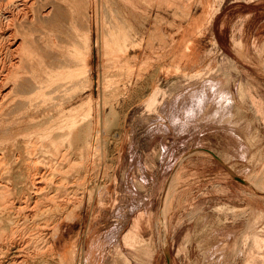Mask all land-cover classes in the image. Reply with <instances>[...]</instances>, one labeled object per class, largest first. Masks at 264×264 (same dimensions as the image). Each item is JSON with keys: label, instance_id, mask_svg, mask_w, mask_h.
<instances>
[{"label": "rangeland", "instance_id": "1", "mask_svg": "<svg viewBox=\"0 0 264 264\" xmlns=\"http://www.w3.org/2000/svg\"><path fill=\"white\" fill-rule=\"evenodd\" d=\"M263 5L74 0V49L62 51L74 60L75 76L57 94L19 95L1 114L0 147L24 138L43 146L39 160L55 161L45 127L31 128L28 117L54 115L53 102L72 109L77 123H97L100 134L79 155L65 135L70 119L50 124L71 162L61 161L65 169L51 174L45 192L59 188L70 208L61 223L36 219L25 236H50L62 226L56 247L63 255L71 246L73 254L59 264H264ZM59 18L56 28L32 27L37 62L49 60L56 34L65 35L69 13ZM6 43L0 36V46Z\"/></svg>", "mask_w": 264, "mask_h": 264}, {"label": "bare ground", "instance_id": "2", "mask_svg": "<svg viewBox=\"0 0 264 264\" xmlns=\"http://www.w3.org/2000/svg\"><path fill=\"white\" fill-rule=\"evenodd\" d=\"M63 11L64 13H69V21H67L69 26L65 24V20L63 23L66 26H63H65L68 31L71 30L72 33L66 34L68 33L67 29H65V35L63 36L62 34H56L55 36L53 33L55 37L52 43L53 45L51 46V52H49V60L37 62L35 58L32 57V27L41 22H46L48 24L53 23L55 28L59 25L61 26L62 20L59 18V15ZM60 31H58V33ZM0 36L7 41L5 47L0 46V119L2 116L1 114L5 112V110H8L10 106L14 107L16 104H19L17 100L20 96L37 92L45 95L57 94L56 91L62 86L61 83H65L63 82L65 81L64 79L75 76L74 60L72 61L69 59L64 50L62 51L63 45L67 46V44L68 47L72 46V49H74V0H0ZM86 38L88 40L87 46H85L87 57H83L84 62H86L91 53L90 35H87ZM86 38L84 37V40ZM68 54H70V52ZM71 57H73L72 54ZM6 62L8 63L7 65H5ZM88 85L90 86V84ZM64 88L65 87H63V89ZM49 96L45 98H50ZM53 96H51V98H53ZM50 110H53L55 114L44 117L43 112L36 113L30 111L28 117L31 128L39 129L43 126L45 127H43L44 129L41 135L50 141V143L54 144L58 155L54 157L50 154V156L56 158L55 161L49 159L50 161L44 160L46 162H43L39 160L36 153L42 145L36 146L38 143H35V145L33 144V146H31L28 142V144L26 143L24 138L23 140L22 138H17L9 147H3V145L0 147V167L4 165L3 162L5 163L4 159L6 152L9 154L12 153L13 156V159L10 156L11 162L8 165L10 167L9 170L5 171V173L0 172V264H59L58 262H63L60 256L64 261L68 263L72 262L73 247L71 248L70 245V247L65 246L66 248L63 250V255H61L60 249L56 247L57 241H59L61 236L60 230L62 226L56 228L57 230L54 228L50 236L49 234H44V232L29 235L28 237L25 235L29 225L33 224L37 226V224H40V220H42V222L44 221L45 224L48 219H54L61 223L63 221L60 218L61 215L70 208V205L67 203L68 198L66 197V193H63L59 188L48 193L45 192L47 180L50 181L53 177L51 174L62 171L63 166L61 165V161L64 162V160H68V164L71 162L68 158V153L66 155L64 151L65 154H62L60 147L55 144L57 138L61 135H56L54 132L55 128L51 129L50 124L52 122L55 123L58 118H63L65 120L70 119V129L65 135L67 140L73 137L74 141L79 144L77 146L79 155L83 152H89L90 142L98 135L100 127L97 123L93 124L89 120H82L80 123L75 122L71 115V112L74 111L72 109L67 110L65 103L59 102L57 104L53 102ZM39 116L40 119L35 120ZM26 138H28V134ZM33 139L35 140V138ZM36 139L37 141L39 140V138ZM63 139L66 140L64 135ZM32 142L34 143V141ZM66 147V149L70 148L72 150L70 142ZM88 156L90 158V154ZM40 163L46 165L45 171L40 170V167H42ZM5 165L7 166V164ZM71 166L69 168H71ZM48 175L51 177H48ZM60 182L62 181L60 180ZM75 194L76 193H74V195ZM78 199L79 197L75 196V202H78L77 205L81 202V199ZM46 201H49V203L46 204ZM75 204L74 208L76 207ZM36 219L40 220L37 222L35 221ZM54 220H52L53 223H55ZM43 244H46V248L41 247Z\"/></svg>", "mask_w": 264, "mask_h": 264}, {"label": "crops", "instance_id": "3", "mask_svg": "<svg viewBox=\"0 0 264 264\" xmlns=\"http://www.w3.org/2000/svg\"><path fill=\"white\" fill-rule=\"evenodd\" d=\"M262 8H264V5L262 6ZM259 31H264V27H262ZM254 37H257V36H254Z\"/></svg>", "mask_w": 264, "mask_h": 264}]
</instances>
